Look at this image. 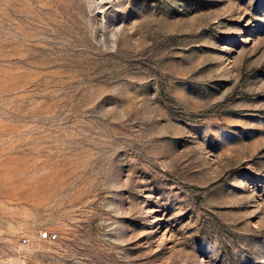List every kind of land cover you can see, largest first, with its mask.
<instances>
[{"label": "rangeland", "instance_id": "rangeland-1", "mask_svg": "<svg viewBox=\"0 0 264 264\" xmlns=\"http://www.w3.org/2000/svg\"><path fill=\"white\" fill-rule=\"evenodd\" d=\"M24 263L264 264V0H0Z\"/></svg>", "mask_w": 264, "mask_h": 264}, {"label": "built area", "instance_id": "built-area-1", "mask_svg": "<svg viewBox=\"0 0 264 264\" xmlns=\"http://www.w3.org/2000/svg\"><path fill=\"white\" fill-rule=\"evenodd\" d=\"M44 237L47 238V237H48V234H45ZM55 237H56V236H50V239H51V238H52V239H55ZM24 242H25V241H24ZM24 264H28V263H24Z\"/></svg>", "mask_w": 264, "mask_h": 264}]
</instances>
